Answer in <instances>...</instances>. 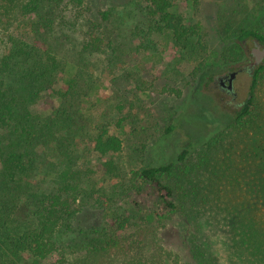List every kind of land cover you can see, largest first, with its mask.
I'll return each instance as SVG.
<instances>
[{
	"label": "rangeland",
	"instance_id": "374dc122",
	"mask_svg": "<svg viewBox=\"0 0 264 264\" xmlns=\"http://www.w3.org/2000/svg\"><path fill=\"white\" fill-rule=\"evenodd\" d=\"M27 2L17 0L13 8L2 7L0 27L5 41L23 50L26 47L21 44H25L35 57L55 58L65 70L68 65L75 66L77 89L80 93L91 90L86 99L79 98V119L72 127L73 133L58 131L47 150L41 145L35 149L38 162L34 175L44 178L49 172L74 169L79 177L84 176L83 188L88 193L95 190L83 201L79 226L100 230L105 225L107 208H127L137 224H142L141 229L129 233L128 239L139 247L152 242L158 255L173 251L186 257L187 244L177 229L176 216L163 208L155 189L141 178L140 171L176 163L185 149L190 151L188 161L197 164L212 147L216 158H223L225 153L232 157L241 184L245 178L258 175L247 163H259L256 152L264 148V74L250 116L237 127L233 122L237 106L249 98L250 67L255 60L251 55L254 41L246 43L243 56L236 55L239 36L245 30L264 37V0H199L198 5L176 0L172 11L185 26L193 28V36L184 44H178L166 30L149 29V24L159 20L149 17L143 0H83L80 13L84 16L85 8L91 11L80 17V23L73 20L68 31L58 26L55 30L53 21L70 13L71 0H61L45 11L43 16L52 19V28L44 23L42 29L33 27L34 17L23 24L12 17L15 8ZM57 34L73 44L58 43ZM83 44H92L94 49L88 52L92 55L80 58ZM11 47L3 44L0 52L9 56ZM20 71L16 68L11 75L2 74L0 78L21 84ZM235 71L239 72L234 95L214 88L215 77ZM62 85L60 82L57 88ZM21 99L23 95H19ZM54 99L47 91L42 97L29 99L25 106L33 115L43 114L58 107ZM172 126L173 132L167 135ZM101 128L122 140L120 154L102 157L92 150L89 140ZM220 132H225L226 141L218 146L217 138L211 143ZM62 149H67V156ZM109 162L115 171L107 167ZM100 188L103 192L98 193ZM152 213L155 219L148 221L146 217ZM52 262L54 259L46 263Z\"/></svg>",
	"mask_w": 264,
	"mask_h": 264
},
{
	"label": "trees",
	"instance_id": "16d2710c",
	"mask_svg": "<svg viewBox=\"0 0 264 264\" xmlns=\"http://www.w3.org/2000/svg\"><path fill=\"white\" fill-rule=\"evenodd\" d=\"M143 1L148 5L149 17L159 20L157 24H149L150 30H166L178 44L193 36V28L185 26L172 11L176 0ZM186 1L199 3V0ZM15 2L0 0V19L2 7L13 8ZM60 2L28 0L15 8L12 17H18L19 24L34 17L33 27L42 29L46 23L45 27L52 28V19L43 14ZM83 3V0H71L70 13L57 17L53 21L54 29L58 26L59 30L68 31V25L83 16L78 9ZM85 9L84 16L91 11ZM103 15L106 20L108 15ZM1 31L0 27V47L6 43L12 47L9 56L0 52V76L11 75L21 68L22 83H7L0 78V264H47L53 259L52 264H264V148L256 152L259 163H247L258 175L245 178L242 184L232 157L225 153L223 158H216L212 147L197 164L188 161L190 151L185 149L176 163L140 171L141 178L155 189L163 208L176 216L177 229L188 245L186 257L173 251L158 255L152 242L139 247L128 239L129 233L134 228L141 229L142 224H137L127 208H107L105 225L100 230L79 226L83 201L95 190L88 193L82 185L84 176L79 177L72 168L49 172L44 178L34 175L38 162L35 149L41 145L47 150L58 131L73 133L72 127L79 119V98L86 99L91 90L80 93L77 89L75 66L68 65L65 70L55 58L35 57L32 48L25 44H21L26 47L23 50L14 42H6ZM62 39V34H57L58 43L73 44L69 38ZM239 40L241 48L238 54L235 52L238 56L244 55L248 41L264 45V37L252 31H242ZM91 46L83 44L78 56L92 55L88 53L94 49ZM250 72L249 98L235 110V127L250 116L264 74V62ZM60 82L63 85L57 88ZM47 91L53 93L58 107L33 115L25 106L27 101L42 97ZM19 95H23V101ZM173 130V126L168 128L167 135ZM224 133H217L211 143H216L217 138L218 146L226 141ZM89 141L92 150L102 157H114L123 149L122 140L105 128L99 129ZM62 151L67 156V149ZM107 167L116 169L110 162ZM239 175L241 178V172ZM99 192L103 190L100 188ZM146 219L154 221L155 215L149 214ZM118 253L124 256L117 257Z\"/></svg>",
	"mask_w": 264,
	"mask_h": 264
},
{
	"label": "flooded vegetation",
	"instance_id": "af4514ba",
	"mask_svg": "<svg viewBox=\"0 0 264 264\" xmlns=\"http://www.w3.org/2000/svg\"><path fill=\"white\" fill-rule=\"evenodd\" d=\"M264 45L260 44L259 42H255V48H253L251 50V55L255 58V56L253 55L252 51L254 49H259V50H264ZM264 62V58L261 60V61H257L256 58L255 60L253 61V65L250 67V69H252L253 67H256L259 64L263 63ZM238 75V72L235 71ZM233 73V72H229L225 75H222V76H217L215 77L213 80H212V84L214 86V88H216L219 92H222V93H225V94H228V95H234V81L237 77H235V79L233 80V89L232 90H229L228 87H229V78H230V74ZM251 73V72H250Z\"/></svg>",
	"mask_w": 264,
	"mask_h": 264
},
{
	"label": "water",
	"instance_id": "95a60500",
	"mask_svg": "<svg viewBox=\"0 0 264 264\" xmlns=\"http://www.w3.org/2000/svg\"><path fill=\"white\" fill-rule=\"evenodd\" d=\"M252 53L257 61H261L264 58V50L254 49ZM236 75H237L236 72L230 74L229 87H228L229 90L233 89V80L235 79Z\"/></svg>",
	"mask_w": 264,
	"mask_h": 264
}]
</instances>
